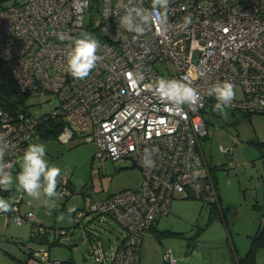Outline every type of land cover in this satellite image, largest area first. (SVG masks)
<instances>
[{
    "label": "built area",
    "instance_id": "obj_1",
    "mask_svg": "<svg viewBox=\"0 0 264 264\" xmlns=\"http://www.w3.org/2000/svg\"><path fill=\"white\" fill-rule=\"evenodd\" d=\"M6 1L0 0V57L22 91L30 96L51 92L56 104L38 117L27 110L8 112L0 104V133L9 141L5 161L15 165L27 146L36 143L40 123L49 119L69 122L83 141L93 142L94 157L101 163L130 159L140 169L139 186L104 199H92L85 191L86 209L74 217L82 225L89 213L109 216L123 229L122 239L108 248L96 234L90 236V255L97 264H140L144 235L169 212L174 197L219 204L216 180L201 147L208 135L202 111L216 103L207 90L217 81H230L240 93L235 92L230 107L237 115L264 114V0H171L169 29L158 32L150 26L139 36L120 27L128 0ZM133 4L150 8L151 0ZM86 10L99 16L98 24L84 23ZM185 17H191L187 26ZM81 32L99 40L101 57L84 80L69 74L70 41L58 39L60 33L76 38ZM158 61L166 64L165 73L156 68ZM130 72L144 75L136 88L129 85ZM161 77L191 83L203 97L201 106L169 110L145 88ZM70 134L62 126L59 138ZM220 150L231 154L234 146ZM152 161L154 166L148 167ZM62 180L57 190L69 195L67 179ZM10 191L12 187L0 189V198ZM21 202L22 194H14V210L0 212L4 222H30L32 235L45 233L33 211H20ZM34 255L38 264H61L46 248L34 250ZM164 257L177 264L170 249Z\"/></svg>",
    "mask_w": 264,
    "mask_h": 264
},
{
    "label": "rangeland",
    "instance_id": "obj_2",
    "mask_svg": "<svg viewBox=\"0 0 264 264\" xmlns=\"http://www.w3.org/2000/svg\"><path fill=\"white\" fill-rule=\"evenodd\" d=\"M8 3L10 0L6 1ZM91 22L98 24L99 16L92 10H86L84 23ZM156 68L166 72L163 61H158ZM235 92L240 94L238 88H235ZM55 104L56 100L51 93L29 95L26 109L38 117L51 112ZM226 112L225 117L213 111L210 105L204 108L208 135L202 139L201 147L215 168L217 187L225 191L230 205H221L220 211L211 203L195 197L173 198L169 212L157 218L153 231H148L143 237L141 264H169L163 256L164 249L171 250L177 264H234L235 256L241 257L246 253L262 211L242 200V193L248 197L251 195L247 180L242 177L243 169L248 167L251 172L254 169L253 162L259 158L260 152L264 154V150L260 151L249 143L252 126L243 122L248 115H237L230 107ZM37 137L38 143H43L46 147L45 158L48 163L61 169L58 181L62 177L63 180L67 179L70 194L67 197L59 195L45 204L43 196L33 199L23 191H17L14 181L12 191L4 199L10 202L14 194L21 193L20 211H33L48 232L43 233L46 237L43 240L31 234L30 222L22 225L6 224L3 216L0 217V230L4 234L0 236V264H23L24 260L27 264H33L31 257L38 248H46L51 258L63 263L71 260L75 264H97L90 255L89 235L84 234L82 237L81 233L87 231L96 234L104 247L108 248L120 239L122 229L109 216L89 213L83 223L88 219L92 220L81 231L76 226L74 214L86 209V192L90 193L92 199H104L118 190L137 188L142 178L140 169L130 159L101 163L94 157V144L83 141L80 134L63 141L59 134L38 136L37 133L36 143ZM221 145H233V153H223ZM20 164L21 158L17 162L18 169ZM18 173L19 171L13 173L14 177ZM71 209L75 211H70ZM60 214L64 215L62 222L57 221ZM56 229H64L67 233L57 236ZM154 231H159L160 237H156ZM256 260L258 263L264 262V249L257 251Z\"/></svg>",
    "mask_w": 264,
    "mask_h": 264
},
{
    "label": "clouds",
    "instance_id": "obj_3",
    "mask_svg": "<svg viewBox=\"0 0 264 264\" xmlns=\"http://www.w3.org/2000/svg\"><path fill=\"white\" fill-rule=\"evenodd\" d=\"M171 0H151V7L135 6L133 0H128L125 14L120 17V27L137 34H144L146 28L155 26L157 31H167L168 6ZM191 23V17L184 18V24ZM61 41L69 40L67 53V70L69 74L78 80H84L97 66L101 59L97 52L100 48L99 40L89 32H81L78 37L72 38L63 33L58 34ZM130 87L136 88L144 80L142 72L126 74ZM145 88L152 91L153 95L165 103L169 110H182L184 105L195 111L202 104V95L199 90L186 81L177 79L157 78ZM207 96L215 97L213 111L222 116H227L226 109L232 106L235 99V86L230 81L214 83L208 90ZM9 148V141L5 134L0 133V189L9 190L15 181L17 191H23L33 199L45 197V204L50 199L58 198V177L61 169L50 165L45 158L46 147L43 143H31L24 150L21 157L20 171L13 175V162H6L4 157ZM148 155L152 156L151 151ZM154 166V161L148 166ZM13 205L8 200L0 198V212L13 211ZM70 211H75L71 209ZM64 215L57 216V221L62 222Z\"/></svg>",
    "mask_w": 264,
    "mask_h": 264
},
{
    "label": "trees",
    "instance_id": "obj_4",
    "mask_svg": "<svg viewBox=\"0 0 264 264\" xmlns=\"http://www.w3.org/2000/svg\"><path fill=\"white\" fill-rule=\"evenodd\" d=\"M28 97H29L28 93L22 91L19 88V85L17 84L16 79L11 73L7 64L0 59V104L2 105V107L10 112H15L17 110H27L26 100L28 99ZM62 126L63 124L56 121L55 119H49L47 121L40 123L38 127V134H41L42 136H47L49 134L57 135L60 133ZM214 169L215 168L212 167V170ZM210 205L217 207L219 210L222 209L220 194H219V205L217 204H210ZM85 217L82 219V225H81L83 227L85 225L84 229L86 228V223H87V222L83 223ZM155 223L151 226V228L152 227L154 228ZM77 225L79 226V224L76 223V226ZM83 227H80V229ZM90 233L92 232H87V231L85 232L86 235H89V242H90ZM154 234L156 237H160L159 231L157 232L154 231ZM42 238L43 240L46 239V237L44 236ZM260 248L264 249V228H261L260 230L256 231L253 235H251V242L246 253L244 254V256L241 257L235 256L234 264H264V262L258 263L256 260V254ZM140 254H141V250H140ZM62 264H75V263L71 260H68L65 263L62 262Z\"/></svg>",
    "mask_w": 264,
    "mask_h": 264
},
{
    "label": "crops",
    "instance_id": "obj_5",
    "mask_svg": "<svg viewBox=\"0 0 264 264\" xmlns=\"http://www.w3.org/2000/svg\"><path fill=\"white\" fill-rule=\"evenodd\" d=\"M247 117L248 118H245V121H243V122H245V123L248 122L252 126V136H250L248 139L249 143H251L255 147L259 148L260 151H262V150H264V114H252V115H248ZM38 136H39V134H38ZM38 138L39 137H37V143H38ZM253 163H254V169L251 172L249 171L248 167L243 169L244 172H243L242 177L244 178V180H247L246 182L251 189L250 190L251 195H250V197H248L247 195H245V193H242V200L244 202L249 203L251 206L256 207L262 211V214L258 220V226L256 229V231H258L261 228H264V154H262V152H260L259 158L257 160H255ZM211 167H212V165H211ZM17 171H20V169H18V166L16 165L13 169V173L15 174V173H17ZM213 172H214L215 177H216L215 169L213 170ZM218 189H219V194H220L221 205H223V206L230 205V202L226 196L225 191L223 189H220L219 187H218ZM220 211H222V209ZM223 214H224V211H223ZM0 217H2V215H0ZM92 218H95V217L92 216ZM90 220H92V219H88V220H86V222H88ZM3 222H4V218H3ZM1 223H2V220L0 219V225H2ZM152 228L149 230V232L153 231L154 228L153 229ZM121 234H122V231H121ZM3 235L4 234L0 230V236H3ZM12 237H14V236H12ZM17 237H19V236H17ZM121 237L122 236L120 235V239H121ZM2 238H4V237H2ZM2 242H4V241H2ZM143 250H144V243L142 242L141 252ZM31 259L33 260V264H38L35 256L32 255ZM19 261H21V260H19ZM140 261H141V256H140ZM23 264H27V261L24 260Z\"/></svg>",
    "mask_w": 264,
    "mask_h": 264
},
{
    "label": "bare ground",
    "instance_id": "obj_6",
    "mask_svg": "<svg viewBox=\"0 0 264 264\" xmlns=\"http://www.w3.org/2000/svg\"><path fill=\"white\" fill-rule=\"evenodd\" d=\"M0 59L2 60V61H4L6 64H7V66L9 67V65H8V63H7V61L6 60H4V59H2L1 57H0ZM9 69H10V71H11V73L13 74V76H14V73H13V71H12V69L9 67ZM15 77V76H14ZM16 79V78H15ZM16 82H17V80H16ZM18 84V83H17ZM47 93H51V92H47ZM52 95H53V97L55 98V96H54V94L53 93H51ZM29 95V94H28ZM211 107V106H210ZM211 108H213V107H211ZM17 111H19V110H17ZM17 111H15V112H11V113H16ZM203 111H204V109H203ZM203 111H202V115L204 116V114H203ZM8 112H10V111H8ZM246 115H252V114H246ZM63 126L64 127H67V128H70V130H71V134L69 135V136H67V135H65V136H63V137H61V140H63V141H66V140H69L70 138H72L74 135H78V134H80V136H81V132H78L77 130H75L73 127H72V125L69 123V122H66V123H64L63 124ZM62 130V129H61ZM61 132V131H60ZM60 134V133H59ZM93 143V142H92ZM222 146V145H221ZM233 146V145H232ZM234 151V150H233ZM205 154V153H204ZM207 158V157H206ZM207 161H208V159H207ZM208 163H209V161H208ZM17 165V163L14 165V167ZM209 165H210V163H209ZM14 167H13V169H14ZM210 168H211V171H212V174L214 175V177H215V174H214V172H213V170H212V167H211V165H210ZM13 169H12V171H13ZM215 180H216V178H215ZM216 184H217V182H216ZM125 189V188H124ZM217 190H218V187H217ZM112 194V193H111ZM218 194H219V192H218ZM67 196V195H66ZM109 196V195H108ZM107 196V197H108ZM65 197V196H64ZM177 197V196H176ZM176 197H174V198H176ZM106 198V197H105ZM181 198V197H180ZM157 220V219H156ZM155 220V221H156ZM155 221H154V223H155ZM153 223V224H154ZM8 224V223H7ZM152 224V225H153ZM19 225V224H18ZM120 225V224H119ZM44 226V225H43ZM45 227V226H44ZM80 227H83V226H81V225H79V228ZM121 227V226H120ZM46 228V227H45ZM151 228V227H150ZM149 228V229H150ZM121 229H122V227H121ZM149 231V230H148ZM147 231V232H148ZM46 232H48V230H47V228H46ZM85 234V232H83V233H81V236L83 237V235ZM93 233H90V236L92 235ZM36 236H38L39 238H42L44 235L42 234V235H34V237H36ZM122 236H123V229H122ZM100 238V237H99ZM121 239H122V237H121ZM120 239V240H121ZM119 240V241H120ZM118 241V242H119ZM143 241V240H142ZM117 242V243H118ZM116 244V243H115ZM142 245V244H141ZM166 249H164V251H165ZM48 251V250H47ZM163 251V252H164ZM49 253V252H48ZM50 256V255H49ZM141 256V255H140ZM163 256H164V253H163ZM165 258V257H164ZM166 259V258H165ZM60 261V260H59ZM37 263H38V260H37ZM61 264H62V261H61ZM140 264H141V262H140Z\"/></svg>",
    "mask_w": 264,
    "mask_h": 264
}]
</instances>
